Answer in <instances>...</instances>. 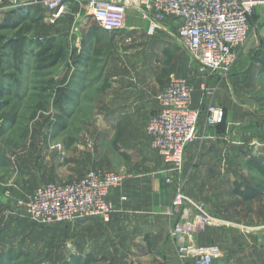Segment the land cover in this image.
<instances>
[{"label": "rangeland", "instance_id": "1", "mask_svg": "<svg viewBox=\"0 0 264 264\" xmlns=\"http://www.w3.org/2000/svg\"><path fill=\"white\" fill-rule=\"evenodd\" d=\"M31 8H21V11ZM38 11L33 10L16 26L7 25L17 23L8 15L12 11L0 13V79L11 87L8 94L10 104L0 112V132L3 133L0 145L5 153L0 158V253L13 251L16 258L13 264H64L74 254L87 253L103 258L98 264H182L175 249L176 243L175 247L171 246L173 254L168 255L161 242L163 237H171L169 227L172 221L167 213L158 215L157 231L153 235L148 232L152 226L147 223L151 213L136 212L124 219L119 217L128 212L127 202L126 209L115 213L110 222L85 218L54 225L33 220L20 202L44 181H70L92 168L122 172L129 176L127 180L150 173L153 178H162L172 188L174 186L175 193V175L173 182L169 183L165 174H153L166 166L151 145L144 148L126 146L122 140L116 141L119 129L112 131L105 126L109 124L108 114L116 104L115 97L111 96L112 89L117 86L115 76L127 67L122 61H129L124 50L143 43L144 36H148L149 43H152L155 42L153 37L161 34V39L156 42L168 39L165 45L170 49L175 46L171 45L172 39L181 48L177 47L176 51H180L182 57L174 52L171 65L167 64L163 50H142L145 61H148V55L154 54L160 73L168 75L162 84L166 85L174 76L190 79L196 72L201 74L198 63L185 51L177 34L173 37L164 27L170 21L168 19L161 22L154 35L126 36L125 44L121 45L122 39L115 41L117 31L105 38L104 34H96L85 41V28L80 29L78 19L68 18L70 8L54 20L51 17L45 20V14ZM36 18L38 21L33 20ZM131 18L140 26L144 25L138 17ZM95 22L90 17L87 25L93 26ZM250 22L251 35L240 57L226 75H216L220 88L211 91L203 84L209 95L221 94L229 109L230 116L224 111L225 122L217 125L222 135L220 146L210 154L212 156L205 158L206 146L198 136L186 150L188 153L195 146L194 154L188 158L185 156V207L190 208L193 218L197 212L192 208L200 206L215 219L213 225L193 233L189 241L193 244H214L213 239L218 236L230 244L234 231L251 232L260 235L264 241V197L241 204L230 191L233 179L259 181L258 174L247 169L245 159L251 152L264 154V72L257 60L264 56V3L256 6ZM22 39L31 44L14 47ZM48 41H53L56 47L63 46L64 56L55 65L47 62L41 66L36 53ZM117 54L121 55L122 61H115ZM182 59L183 62L179 63ZM178 64H182L180 69ZM14 111L17 122L10 126L5 115ZM116 143L127 154H122ZM209 168L216 174H208ZM219 202L224 203L220 206L221 211H213L219 208ZM226 206L229 209L224 211ZM219 214L230 221L224 222ZM218 224L226 229L219 233ZM148 239H151L152 246ZM141 245L148 247L149 253L141 255ZM134 251L139 255H134ZM260 256L257 262L264 264V254ZM223 257L222 251L212 264ZM187 264L194 263L188 259Z\"/></svg>", "mask_w": 264, "mask_h": 264}, {"label": "built area", "instance_id": "2", "mask_svg": "<svg viewBox=\"0 0 264 264\" xmlns=\"http://www.w3.org/2000/svg\"><path fill=\"white\" fill-rule=\"evenodd\" d=\"M72 3L84 5L86 11L107 32L123 30L129 7L141 9L149 20L147 33L154 35L161 22L177 21L180 44L198 65L201 73L226 75L241 55L251 35L250 18L264 0H0V13L42 6L52 20L69 11ZM77 16L81 17L80 14ZM204 89V88H203ZM205 90V89H204ZM193 86L184 77H173L157 94V112L147 123L146 132L151 148L160 155L165 168L154 175H166L177 189L167 211L172 221L171 236L177 245L182 264H212L222 255L217 244L190 243L193 233L213 225L214 217L198 206L193 218L185 207L184 176L186 150L198 138L201 109L192 105ZM208 125L224 121V110L214 105L206 109ZM61 149V145H59ZM175 178L173 179V176ZM128 175L115 171L90 169L70 181H47L28 195V215L38 223L53 225L85 218H101L110 222L125 207L127 195H120V204L111 197Z\"/></svg>", "mask_w": 264, "mask_h": 264}, {"label": "crops", "instance_id": "3", "mask_svg": "<svg viewBox=\"0 0 264 264\" xmlns=\"http://www.w3.org/2000/svg\"><path fill=\"white\" fill-rule=\"evenodd\" d=\"M32 8H33L31 10L32 12L33 10H39L38 12L40 14H45L46 17L44 18L45 20H48L50 18L49 11H47L42 6L38 5V6H33ZM69 13H70V16H68L69 19H75V20L78 19L77 21H79L80 23V29L82 30L83 28H85L84 39L86 41H89L92 36H95L92 30V26L87 25L89 22V18L92 16L86 11L84 5L78 3H72L70 5ZM69 13L66 15H69ZM78 14H80L81 17L77 16ZM131 16H136L138 17V19H141V23H143L144 25L140 26L138 24V21L133 20L132 18H131L132 20H130ZM66 18L67 17H65V19ZM146 20L148 21L149 24V20L144 16L141 9H138L136 7H129L127 10V17L125 24L126 27L123 30L117 31L118 34H116L115 41L117 40L118 42L120 39H122V41H120V44L124 45L125 44L124 40L126 39V36L134 35L141 38V35L143 33L148 34L147 33L148 26ZM177 25H178L177 21L170 20L168 23L164 25V27L166 29H169L170 34L171 35L173 34L172 36L174 37L178 31ZM101 31L104 30L102 29ZM103 34L105 38L113 35L114 32L104 31ZM160 35L161 34H158L157 36L153 37V40L155 42L152 43H149L150 40L148 41V36H144L143 43H140L138 46L133 45L130 48L124 50L125 52L124 54L128 56L129 61L127 60L122 61L120 54H117V57L115 58L116 62L122 61L125 63L127 67L123 72H119L115 76L118 79L116 81L117 86L116 89H112L113 93L111 94V96L115 97L116 104L115 107H113L110 113L108 114V116H110L109 124L108 125L106 124L105 127L106 129H110L112 131L119 129L116 135V141L120 139L122 140V142H124L123 144L126 143L125 144L126 146H130L132 148H134V146L140 148H144L145 146H150V141L146 133L147 123L151 118V116L154 115L158 110V102L156 99L157 93L167 85V83L166 85L162 83L166 81V77L168 75L160 73V70L157 68V64L155 63L154 60V54L149 53L150 55H148L146 58L148 61H145V58L142 55V50L156 49L161 51L166 48L167 42H169L168 39H164V42L161 41L156 42V40L161 39ZM170 41L172 43L171 44L172 46L175 45L174 47L170 48V50H172L171 52L173 54L176 53L178 57H182L181 52L176 51L177 47L181 50L180 46L174 43L172 39ZM125 46L128 47L129 45H125ZM173 48L175 51L173 50ZM135 58H137L138 61H136ZM182 62L183 59L179 63ZM171 63L168 64L167 62L168 65H171ZM178 65H179L178 69H180L182 64H178ZM166 66L167 65L165 64L164 67ZM203 74L205 73L199 74L196 72L195 76L190 77L191 80L185 76L184 78H187L188 81L191 83V85H193L194 92H193L192 105L194 107L201 109L202 111V115L198 122V135L200 137L199 139H201L202 144L204 143V146H206L205 147L206 151L203 157L209 158L208 156H212L210 154H213V151H216L218 149V146H220L219 139L222 137V135L221 133H219L220 127H218L217 125H208L206 123L205 120V115L207 111L206 109L209 105H214L216 107L223 108L226 116L227 115L230 116V115H229V109L227 108V104L225 103L221 94H218V96L215 97V95L213 96L209 95L203 89V84H205L208 87V89H210L211 91L220 88V81H218L217 79L218 76H216L218 74L215 75L214 74L203 75ZM111 76H113V74H111ZM174 77H183V76H174ZM103 84H104V80H103ZM105 89L108 90L109 87L106 86ZM228 131L229 130L226 127L227 134ZM127 140H130V142L127 143ZM116 147H118L117 143H116ZM194 147L193 149L191 148L188 151V153L186 152L185 156L187 158L190 157L192 154H194L195 152ZM120 150L122 154H127L121 148L119 149V151ZM207 171H209L208 174L211 173L216 174V171L211 172L210 168ZM152 178L153 177L151 176V174L147 173L146 175H143L140 178L127 180L120 188H117L115 191L112 192L111 197L117 204L121 203L120 195H127L128 197L127 201H125L127 202L128 212L121 213L122 215H119L120 213L117 214L119 215V217H121V219H124L125 216L136 212L143 213L144 215H146L147 213H151V216L147 217L148 218L147 223L149 227L152 226V229H148V232H150L151 234L153 233L154 235V233H156L157 231L156 219L158 215H165L171 205L174 194V186L172 188L170 184L162 181L163 180L162 178L160 179H155V178L152 179ZM230 184L232 185V183ZM230 191H231V187H230ZM125 202L121 203L124 207L126 204ZM222 204L219 202V208H214L213 211L215 212H217L218 210L221 211L220 206ZM229 206H235V205L229 204ZM223 209L225 211L229 209V207L226 206ZM218 217H221L224 220V222L230 221L229 219L220 216V214L218 215ZM216 227L219 228L218 229L219 233L225 228L222 224L220 225L218 224L216 225ZM232 237L233 238L230 244L223 242L220 236H218L217 238L214 237L213 239L214 244L221 245L219 246L221 247L224 255L221 261L216 262L214 264H259L257 260L259 261V259L261 258L260 255L264 254V241L262 237L254 233L251 234V232L236 233V231H234ZM157 238L160 240V237ZM171 238L172 236L170 238L165 236L161 239L163 246L166 247V253L168 252L167 253L168 255L173 254V252L170 251L172 250L171 246L172 245L174 247L176 246L175 242L172 240L173 238L172 239ZM145 240L147 241L146 236H145ZM148 242H150L149 245L152 246L151 239H148ZM206 244L207 243H204V245ZM140 248L142 249V251H140L141 255L142 254L145 255V253L147 252L149 253L150 251V249H148V247H145L144 245H141ZM175 249L177 252L176 247ZM138 251L136 252L134 251V255L136 254L139 255ZM151 251H154V249Z\"/></svg>", "mask_w": 264, "mask_h": 264}, {"label": "trees", "instance_id": "4", "mask_svg": "<svg viewBox=\"0 0 264 264\" xmlns=\"http://www.w3.org/2000/svg\"><path fill=\"white\" fill-rule=\"evenodd\" d=\"M33 8H31L28 11H21L19 9L18 11H12L8 15L12 16L17 23L11 22L7 23V25H18L23 18L29 17L32 13ZM34 21H38L37 18L33 19ZM2 25H0L1 27ZM93 33L96 34H103L104 31H101L102 28L99 25V23L96 21L95 24L92 26ZM91 30V31H92ZM85 40V39H84ZM86 41V40H85ZM84 41V43H85ZM31 43H26L23 39L19 42H16L14 44V47H23L30 45ZM55 49L54 52H52ZM164 54L166 55L168 64L174 61V54L171 52L168 47H166L164 50ZM38 57V62L41 66H45L49 63V65H55L60 60H62L64 56V47L63 46H57L54 44L53 41H48L44 46L40 47V51L36 53ZM258 62L260 64V70L264 72V56L258 57ZM48 62V63H47ZM1 71V68H0ZM6 81L0 79V112H2L5 108H7L10 104V100L8 98V94L11 93L10 86H7L9 84H5ZM63 94L65 91H62ZM63 115H60V118H62ZM6 122L10 124V126H14L17 122V114L16 112H9L5 115ZM61 122V120L59 121ZM225 120L220 123L223 125ZM218 124V125H220ZM59 125V124H58ZM3 134L0 132V135ZM119 149V147H117ZM4 149L0 145V158L2 159L4 157ZM246 167L250 171H253L257 173L259 181L257 179H254L255 181H249V180H241V179H233L232 185H231V194L237 196L240 199V203H249L252 202L260 197H264V154L262 153H255L251 152L245 159ZM213 170V169H212ZM51 181V180H48ZM47 182V181H44ZM101 219V218H100ZM83 220V219H82ZM58 224H64V223H58ZM54 225V224H53ZM106 257H104L105 260ZM103 258L97 257L93 253H87V254H74L70 257V259L66 260L64 264H98ZM16 260L15 253L13 251H3L0 253V264H13V262Z\"/></svg>", "mask_w": 264, "mask_h": 264}]
</instances>
